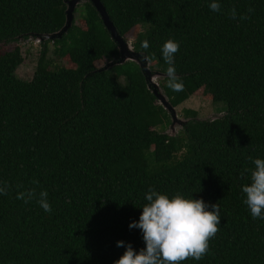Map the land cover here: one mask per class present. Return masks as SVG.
<instances>
[{
    "label": "trees",
    "instance_id": "16d2710c",
    "mask_svg": "<svg viewBox=\"0 0 264 264\" xmlns=\"http://www.w3.org/2000/svg\"><path fill=\"white\" fill-rule=\"evenodd\" d=\"M65 2L0 0V264H115L129 243L138 253L143 234L129 225L149 188L219 204L209 253L183 264H264V220L243 202L250 172L241 178L254 168L248 157L264 159V0H216L219 12L212 0H102L118 33L133 35L162 74V46L180 44L184 89L172 91L168 77L160 84L173 107L199 92L226 104L209 120L184 109L188 122L174 137L137 63L98 68L120 52L91 2L77 7L79 24L40 43L33 79L17 76L22 44L61 31ZM32 189L29 202L18 198ZM41 191L51 212L37 203Z\"/></svg>",
    "mask_w": 264,
    "mask_h": 264
},
{
    "label": "clouds",
    "instance_id": "9594fccd",
    "mask_svg": "<svg viewBox=\"0 0 264 264\" xmlns=\"http://www.w3.org/2000/svg\"><path fill=\"white\" fill-rule=\"evenodd\" d=\"M214 12L220 11V4L212 0L209 5ZM254 9H249V12ZM231 18H236L232 9ZM247 18V17H242ZM141 47L147 50L150 45L147 40ZM180 44L172 39L167 40L161 48L162 57L168 65L166 75L167 87L174 92L183 91L184 85L179 81L175 68V55L179 52ZM149 59V57H145ZM253 163L250 172V184L242 187L245 194L244 204L250 210L253 219L264 220V159L248 157ZM0 194H7V187H0ZM35 189L19 193L18 198L29 202L35 198ZM48 193L41 191L37 203L46 212H51L47 200ZM145 199L147 203L141 207L142 214L138 222L129 225L130 229L142 231L146 247L138 253L132 244H127L126 251L115 264H183L189 259L201 260L210 251V241L220 231L221 224L219 204L210 205L203 199H188L177 193L171 198L149 188ZM117 247H125L124 241H118Z\"/></svg>",
    "mask_w": 264,
    "mask_h": 264
},
{
    "label": "water",
    "instance_id": "95a60500",
    "mask_svg": "<svg viewBox=\"0 0 264 264\" xmlns=\"http://www.w3.org/2000/svg\"><path fill=\"white\" fill-rule=\"evenodd\" d=\"M87 2H91L93 6L96 8L97 12L99 13L103 24L105 28L108 30V32L111 35L112 40L117 44L119 52H120V58L117 61H110L109 65L104 68L105 70H109L111 67H114L115 65H122L126 62L132 61L137 63L143 70L146 81L149 85V88L152 89V92L157 96V98L160 101V104L169 112L171 113L172 117V124L170 128L172 131H168L167 133L171 136H177L179 132H176L175 127H182L183 124L187 123L188 120L186 119H180L176 113V108L173 107L170 102L167 99V96L164 94L163 89L161 88L160 85L156 84L154 82V77L155 75L159 77H167V75L162 74L161 72H152L147 66L150 64L148 59H145L147 57L145 54L138 53L135 51L133 45L127 39L123 36H121L117 28L115 27L113 21L110 18V15L103 4L102 0H66V24L63 27V29L57 33H54L52 35H46L42 38H38L40 41H45L49 39H56V38H61L65 33H67L74 24L75 21V14H76V9L78 6L83 5ZM161 88V90H159ZM220 117V116H219ZM219 117H214L213 119H217ZM207 120L211 118H206Z\"/></svg>",
    "mask_w": 264,
    "mask_h": 264
},
{
    "label": "rangeland",
    "instance_id": "374dc122",
    "mask_svg": "<svg viewBox=\"0 0 264 264\" xmlns=\"http://www.w3.org/2000/svg\"><path fill=\"white\" fill-rule=\"evenodd\" d=\"M76 23L79 24V13H76L75 15ZM134 36H128L127 41L133 45L134 42ZM39 39H31L22 44V53L24 55V62L23 64L18 68L16 74L17 76L25 81H30L34 77V73L41 55V43ZM50 52L49 57L55 59L54 56V45L53 43L49 44ZM110 61L101 60L98 62V68L104 69L109 65ZM57 64H61L62 66H66L67 63H64L63 61L57 60ZM154 74L158 72L156 66L154 64L150 63L147 66ZM155 68V69H154ZM154 69V70H153ZM164 77H159L155 75L154 82L158 85H160L163 81ZM121 82L123 83L124 80L122 79ZM161 90V88H159ZM184 109H192L196 110L198 112L199 118L206 119V118H214L222 116L223 113L227 112V106L225 103H213L211 100H207L204 98L203 93L199 92V94L192 96L189 100H187L184 104L176 108V113L180 119H186L183 117V110ZM176 132H180L182 130V127H175ZM168 131H172L171 128H168ZM167 131V132H168Z\"/></svg>",
    "mask_w": 264,
    "mask_h": 264
}]
</instances>
